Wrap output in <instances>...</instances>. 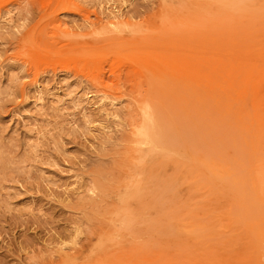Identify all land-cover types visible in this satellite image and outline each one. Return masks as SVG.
<instances>
[{
    "label": "rangeland",
    "instance_id": "1",
    "mask_svg": "<svg viewBox=\"0 0 264 264\" xmlns=\"http://www.w3.org/2000/svg\"><path fill=\"white\" fill-rule=\"evenodd\" d=\"M143 105L167 156L139 160ZM260 114L264 0H0V264H264Z\"/></svg>",
    "mask_w": 264,
    "mask_h": 264
},
{
    "label": "bare ground",
    "instance_id": "2",
    "mask_svg": "<svg viewBox=\"0 0 264 264\" xmlns=\"http://www.w3.org/2000/svg\"><path fill=\"white\" fill-rule=\"evenodd\" d=\"M233 11H235V10L233 9ZM229 57H231V56H229ZM211 67H214V73H213L214 74V89H213V93H212L211 97L198 99L197 102L194 103L195 107H196L195 111L198 114V126H199L198 131L200 133H202L204 135V137H205V135H208V134H214V131L217 133L219 125L221 123L229 122L228 120L231 119L232 114L235 112V108H236L233 104L234 99L230 95H228L231 93V91H229L228 94H226L222 90L223 83H229V80L224 79L225 78V76H224L225 67L220 66L219 63L218 64L216 63V64L212 65ZM213 74H210V75H213ZM210 75H209V77H210ZM225 91L227 92L228 90H225ZM231 94H233V93H231ZM141 115H142L141 123L139 125H136L135 129L132 132L134 139H135V143L137 144V146L140 148V151H141V154L139 155V160L153 159L155 157L154 155L158 151H161V153L164 156H167L168 154H170V150L164 144L163 137H165V135L161 132L159 126H157L155 113H154L152 107L143 105L141 107ZM260 115L255 120L252 118L245 120L244 124L242 125L243 133H242L240 139L244 142L245 146L250 147V149L251 148H253V149L260 148L261 144H262L261 142L263 141L262 138H264L263 137L264 136V115L263 116L262 115L260 116ZM223 135L224 134H221V136H223ZM208 136L211 137V135H208ZM224 137H225V135H224ZM198 138H199L198 143L200 144V137H198ZM228 138L229 137H227V141L229 140ZM212 139H214V138H211V140ZM225 139L226 138H224V142H225ZM189 140H191V139H189ZM229 144H230V142H228V145ZM184 146L186 148L188 147V145H184ZM184 146H183V148H185ZM196 146L198 147L197 144H196Z\"/></svg>",
    "mask_w": 264,
    "mask_h": 264
}]
</instances>
